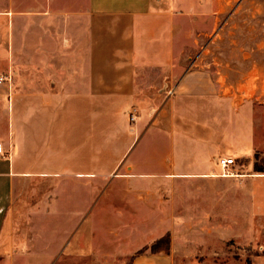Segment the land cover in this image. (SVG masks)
<instances>
[{"label":"crops","instance_id":"1","mask_svg":"<svg viewBox=\"0 0 264 264\" xmlns=\"http://www.w3.org/2000/svg\"><path fill=\"white\" fill-rule=\"evenodd\" d=\"M198 5L0 0V264H54L80 232L75 264H180L179 237L228 219L230 187L241 204L245 184L255 198L260 107L186 51L211 14ZM222 158L241 176H225ZM109 179L116 196L99 218ZM166 236L170 250L151 253Z\"/></svg>","mask_w":264,"mask_h":264},{"label":"rangeland","instance_id":"2","mask_svg":"<svg viewBox=\"0 0 264 264\" xmlns=\"http://www.w3.org/2000/svg\"><path fill=\"white\" fill-rule=\"evenodd\" d=\"M177 1L183 10H197L199 3L211 7V14L198 20L195 29H191L194 34L186 44V51L197 55L199 67L209 71L220 83H244L246 86L241 91L243 99H255L260 107L257 129L260 136L259 152L249 174L257 183L254 187L255 198L251 201V197H248L245 184L244 202L241 204L234 197L237 188L230 187L228 219L200 221L205 224V228L211 225L209 229L212 234L179 237L175 244L177 251H184L187 255L180 264H264V0ZM194 39L195 44L192 42ZM113 181L109 179L100 188V201L94 212L100 215L99 218L109 212L107 198L116 196ZM242 205L244 211L241 217L239 210ZM26 222L21 217L18 229ZM220 225H225V228L219 230ZM83 229L85 231L86 226ZM81 234L69 236V250L58 252L52 259L54 264H75L74 258L70 260L69 251L79 241ZM150 238L143 239V242ZM185 239L190 241L186 244ZM54 240L59 244L63 237L57 235ZM109 241L110 237L102 231L97 233L95 244L98 243L99 248L103 242ZM22 244L20 241L19 245ZM137 246H141L140 243L130 244L128 248ZM18 261L24 264L28 258L22 257Z\"/></svg>","mask_w":264,"mask_h":264},{"label":"built area","instance_id":"3","mask_svg":"<svg viewBox=\"0 0 264 264\" xmlns=\"http://www.w3.org/2000/svg\"><path fill=\"white\" fill-rule=\"evenodd\" d=\"M5 82V79H0V84ZM132 120H134L133 117H131ZM0 154H2V147L0 146ZM221 167L226 171L225 176L227 177H238L241 176V174L237 173L235 171V166H237V161L235 159H228V158H222L220 160Z\"/></svg>","mask_w":264,"mask_h":264},{"label":"trees","instance_id":"4","mask_svg":"<svg viewBox=\"0 0 264 264\" xmlns=\"http://www.w3.org/2000/svg\"><path fill=\"white\" fill-rule=\"evenodd\" d=\"M171 247V237L170 236H166L160 240H158L157 242H155L150 248L149 251L153 254H157L159 252H168L170 250ZM148 251H141V254Z\"/></svg>","mask_w":264,"mask_h":264}]
</instances>
